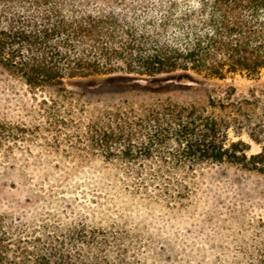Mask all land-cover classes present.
<instances>
[{
  "label": "trees",
  "instance_id": "obj_1",
  "mask_svg": "<svg viewBox=\"0 0 264 264\" xmlns=\"http://www.w3.org/2000/svg\"><path fill=\"white\" fill-rule=\"evenodd\" d=\"M0 68L30 91L58 95L68 93L65 79L73 77L114 74L105 85L114 90L131 79L161 82V75L258 76L264 0H0ZM206 92L205 104L152 100L136 119L116 111L105 125L92 123V144L109 155L112 143L123 145L132 188L168 204L189 197L208 167L264 176V141L253 154L242 140L228 142L232 123L250 122V100L235 99L233 86ZM10 129L0 121V146ZM5 218L0 213V264H148L118 225L79 218L46 224L37 240L14 246Z\"/></svg>",
  "mask_w": 264,
  "mask_h": 264
},
{
  "label": "rangeland",
  "instance_id": "obj_2",
  "mask_svg": "<svg viewBox=\"0 0 264 264\" xmlns=\"http://www.w3.org/2000/svg\"><path fill=\"white\" fill-rule=\"evenodd\" d=\"M115 76L67 78L68 93L58 95L30 91L0 68V121L11 128L0 146V213L14 246L37 240L43 225L79 218L126 229L148 264H264V176L208 167L196 175L189 197L168 204L136 193L123 145L112 143L115 155H109L92 144L90 132L116 111L136 119L152 100L205 104L207 90L214 95L233 86L235 99L246 96L253 114L249 123L239 117L231 124L228 142L242 140L248 154L257 153L264 141V73L161 75V82L131 79L107 90Z\"/></svg>",
  "mask_w": 264,
  "mask_h": 264
}]
</instances>
